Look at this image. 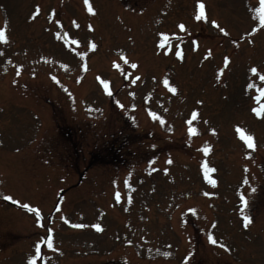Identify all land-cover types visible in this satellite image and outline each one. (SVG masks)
Returning a JSON list of instances; mask_svg holds the SVG:
<instances>
[{
    "label": "rangeland",
    "instance_id": "obj_1",
    "mask_svg": "<svg viewBox=\"0 0 264 264\" xmlns=\"http://www.w3.org/2000/svg\"><path fill=\"white\" fill-rule=\"evenodd\" d=\"M88 4L93 13L85 0H0L11 22L0 46V264H29L48 230L47 264H264V110L251 113L264 108L261 0ZM165 35L177 41L167 55L155 48ZM103 145L102 164L72 189ZM18 203L39 208L44 231Z\"/></svg>",
    "mask_w": 264,
    "mask_h": 264
},
{
    "label": "snow or ice",
    "instance_id": "obj_2",
    "mask_svg": "<svg viewBox=\"0 0 264 264\" xmlns=\"http://www.w3.org/2000/svg\"><path fill=\"white\" fill-rule=\"evenodd\" d=\"M85 4L88 5V11H89V12H93V11H94V9L92 8V6H91L90 4H88V0H85ZM198 7H199V11H198V13H197V15H196L195 18H196L197 20H201L202 18H205L204 4L201 3V4H199ZM261 7H264V0H261ZM39 11H40V8H39V6L37 5V6H36V9H35V13H34L33 15L38 14ZM57 22H58V21H57ZM212 23H213V25H216V21H212ZM261 23L264 24V15L261 16ZM184 27H185V25H184L183 23H181V24L179 25V28H180V29H184ZM217 27H218V25H217ZM89 28H91V25H89ZM219 30H220L221 32H225V29H223V28H220ZM253 31H255V29H253ZM57 35H59V33H57ZM7 39H8V37H7L6 34H5V29L2 28V27H0V41H2V42H6ZM73 43H75V41H73ZM92 47L95 48L96 45H95V44H92ZM81 55H83V53H81ZM176 55H177V56H180L181 53H180L179 51H177V52H176ZM125 63H128V61H127L126 58H125ZM227 63H228V58L225 57V66L227 65ZM116 67H119V65H116ZM131 67H132V68H136V67H137V64H136V63H132V64H131ZM250 70H251L253 73H257V68H256V67H252ZM221 71H223V70L221 69ZM52 78H53L54 80L56 79V77H52ZM260 78H261V79H264V75H261ZM104 83L106 84L107 82L105 81ZM164 83H165V85H168V80L165 79V80H164ZM170 90H171L172 92H176V88H175V87L171 88ZM260 91H261V94H264V89H261ZM257 99H259V97H257ZM252 111L255 112L258 116L261 114V109L254 108V109H252ZM152 115H153V117L155 118V114L153 113ZM192 116H193V118L196 117V112H195V111L192 113ZM161 122H163V121H161ZM188 123H189V125H190L189 128H188V131H189V133H193V132L195 131V129L191 127V121H189ZM213 131H214V130H213ZM237 131L240 133V135H241V139H243V140L246 142L248 148H250V149H251V148H255V144H254V142H253V137H252L251 135H246V134H244L243 130L240 129V128H237ZM208 150H209V149H208V147L206 146V147L204 148V152L207 153ZM169 163H171V161H169ZM203 167H204L205 178H207V179L209 180L210 183L215 184V183H216L215 180H212V179L208 176V173H209V172H212V171H215V169L209 168L208 165H207V163H205ZM205 194L208 195V193H205ZM6 199L11 200L12 197H11V196H8V197H6ZM116 199H117V200L120 199V193H119V192L116 193ZM241 200H242V202L245 204V206H247V200L243 197V195L241 196ZM23 207H25V208H29V205L25 204V205H23ZM29 210H30V211H36L37 215L39 216V211H38V210H36V209H32V208H29ZM243 221H244V227H245V228H247V227L249 226V224L252 222V221H251V217L248 216V215H243ZM37 223L40 224V220H39V219H37ZM74 226L77 227V228L84 227V225H82V224H77V225H74ZM91 227L95 228L97 231H101V230H102L100 224H93V225H91ZM208 238H209V240L211 241L212 244H216V243H217V240H216L212 235H209ZM47 246H48L49 248H52V247H53V243H52V240H51V239H49V240L47 241ZM220 246H221L222 248L225 247V245H223V244H221ZM39 253H40V248H39V246H37V254H39ZM29 264H35V258H33L32 260H30V261H29Z\"/></svg>",
    "mask_w": 264,
    "mask_h": 264
}]
</instances>
